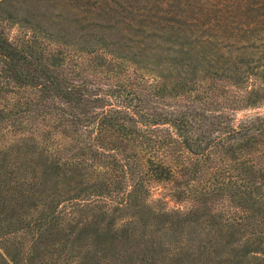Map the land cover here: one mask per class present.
Instances as JSON below:
<instances>
[{
  "label": "trees",
  "instance_id": "trees-1",
  "mask_svg": "<svg viewBox=\"0 0 264 264\" xmlns=\"http://www.w3.org/2000/svg\"><path fill=\"white\" fill-rule=\"evenodd\" d=\"M16 1L1 13L30 31L0 35V125L32 137L0 148V264H264V0ZM221 82L247 87L222 102ZM225 146L238 212L209 209L192 245L199 206L148 201L172 179L158 155Z\"/></svg>",
  "mask_w": 264,
  "mask_h": 264
},
{
  "label": "rangeland",
  "instance_id": "rangeland-1",
  "mask_svg": "<svg viewBox=\"0 0 264 264\" xmlns=\"http://www.w3.org/2000/svg\"><path fill=\"white\" fill-rule=\"evenodd\" d=\"M25 1L26 2H24V0L16 1V7L34 8L35 10L38 9V11H45L53 8V6L46 3V1ZM54 10L56 12L59 11L58 8ZM1 12L0 10V35L4 33L11 39L17 40L23 37L27 30L30 31V29L22 27V23L18 22V19L7 17L6 13ZM28 19L33 20L28 17L25 24L28 23ZM210 81L209 79H203L198 84H194L197 89L194 88V91H192L193 96L202 97L203 94L206 95V89L210 88L213 82L211 81L210 83ZM213 87L214 88L211 89L214 90L213 94H218L219 98H217L225 102L228 98L235 97L234 95L236 92L239 96L244 94L247 85L242 84L240 86L241 88H237V86L230 83L221 82L219 85L214 84ZM12 98L11 93L5 94L4 98H0V107L10 102ZM223 105H225V103H223ZM221 106L222 103H220V109ZM233 106L237 109H230L228 111L230 112L232 110L233 116L237 119H241L246 114L254 112L252 107L245 108V105L239 106L235 102H233ZM256 110L264 111V103L261 104V108L255 109V111ZM3 124H1L3 129H0V148L8 146L16 140H25L26 138L32 137V133L28 130L16 131L11 123ZM169 154L170 155L164 157L162 154L158 156H162L166 164L170 166L172 170V179L166 182H155L148 201L149 203L156 204L160 202L163 207L165 206L169 210L178 209L185 211L193 208L195 209V207L199 206L201 209L199 211H201L203 215L201 217L199 216L195 224L193 223L194 229L198 233L193 235V228H191V231L189 230L190 233H187L191 241L193 240L192 245H194L199 240V237L202 238L203 233L200 232H204L209 228V220L212 219V217H210L211 212L208 213L209 209L216 208V212L223 213L225 218H227V216H233L238 212L234 201L235 199L232 198L231 191L226 189V185L228 184L230 187L233 184L232 182L235 181V170L232 169V167L234 165L235 167L238 166L239 159L236 158L237 155H235L234 151L228 146L212 148L208 153L209 157H207L206 153L201 157L198 154H191L186 151L180 152V154L176 152ZM245 157L248 158L249 154L245 153ZM229 167H231L230 171H228ZM219 181L223 182V188L221 190H217L216 188L213 190L214 187H217ZM231 190L234 191L233 188ZM175 192L176 194H181L183 197L177 198V196L174 195ZM231 207L232 209H230ZM123 223L124 219L120 218L118 224L121 225ZM194 236L196 237L194 238Z\"/></svg>",
  "mask_w": 264,
  "mask_h": 264
}]
</instances>
